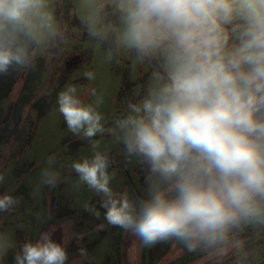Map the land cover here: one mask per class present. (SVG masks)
Wrapping results in <instances>:
<instances>
[{
  "label": "clouds",
  "instance_id": "1",
  "mask_svg": "<svg viewBox=\"0 0 264 264\" xmlns=\"http://www.w3.org/2000/svg\"><path fill=\"white\" fill-rule=\"evenodd\" d=\"M44 8L45 0H0V74L30 65L35 53L25 38L38 42L51 28ZM123 21L124 43L143 55L160 52L166 73L115 122L126 152L148 166V198L137 205L127 193H114L100 152L71 165L104 197L105 220L145 245L176 238L193 251L201 242L225 241L241 221L264 219V0H126ZM76 92L69 85L59 93V111L72 133L92 141L104 131L102 115ZM41 176L55 186L57 173L45 168ZM15 203L3 195L0 211ZM10 246L0 235V255ZM67 259L65 247L45 232L20 245L14 264Z\"/></svg>",
  "mask_w": 264,
  "mask_h": 264
},
{
  "label": "rangeland",
  "instance_id": "2",
  "mask_svg": "<svg viewBox=\"0 0 264 264\" xmlns=\"http://www.w3.org/2000/svg\"><path fill=\"white\" fill-rule=\"evenodd\" d=\"M125 7L126 0H45L51 28L41 30L38 42L25 38L35 53L30 65L0 74V197L17 201L0 211V235L11 245L0 264H14L20 245L45 232L65 247L66 264H264V219L241 221L225 241L201 242L193 251L175 239L161 253L162 240L145 245L125 230L119 249L117 227L101 207L104 197L72 170L74 161L100 152L114 193H127L137 205L149 197L148 166L126 152L115 122L129 113L130 103L160 86L166 63L160 52L143 55L124 43ZM69 85L102 115L104 131L92 141L72 133L59 111L58 95ZM93 141L99 142L95 148ZM45 168L57 173L55 186L43 183Z\"/></svg>",
  "mask_w": 264,
  "mask_h": 264
},
{
  "label": "trees",
  "instance_id": "3",
  "mask_svg": "<svg viewBox=\"0 0 264 264\" xmlns=\"http://www.w3.org/2000/svg\"><path fill=\"white\" fill-rule=\"evenodd\" d=\"M124 232H125V229L117 227V240H116V242H117V248H119V249L121 247V240H122ZM175 239L176 238H169V239L162 240L161 253H164L171 246V244L173 243V241Z\"/></svg>",
  "mask_w": 264,
  "mask_h": 264
}]
</instances>
